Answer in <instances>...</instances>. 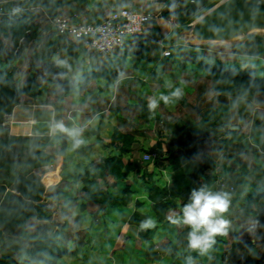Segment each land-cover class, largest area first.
Wrapping results in <instances>:
<instances>
[{
    "label": "crops",
    "instance_id": "0c3cea01",
    "mask_svg": "<svg viewBox=\"0 0 264 264\" xmlns=\"http://www.w3.org/2000/svg\"><path fill=\"white\" fill-rule=\"evenodd\" d=\"M183 2L186 0H0V18L17 14L20 19L27 18L26 29L15 46L10 37L0 35V56L3 58L0 69L8 67L4 58L11 52V61L14 60L11 74L16 89L27 91L21 97L23 102L10 111L14 121L12 126L0 129V209L5 208L4 197L19 195L13 191L11 181L13 174L22 167L31 141L37 139L38 150L50 156L47 166L32 171L26 177L32 182L39 181L43 186L39 200L32 202L36 207L35 216L11 228L0 227V259L25 258V251L34 245L41 233L49 235L61 229L66 232L67 221L75 216L80 220L86 217L98 219L103 226L104 223L109 224L112 235L119 224H125V228L128 226L121 231L126 232V241L140 245L133 252L125 247L123 252L134 255L133 261L126 264H187L190 256L193 264H264V196L260 195L264 192L257 193L259 199L230 198L228 212L224 214L229 221L227 234L217 236L216 243L205 255L193 250L180 251L182 246L174 251L173 241L180 243V239L188 238L190 231L181 219L186 200L173 199L170 192L165 199L158 201L160 206L152 209L151 200L146 198L148 210H138L141 206L138 201L142 200L137 195L139 181L135 182L130 175V157L123 159L125 152L120 145L110 144L114 131H119L116 110L111 109L117 95L113 92V84L105 80V67H91L89 54L73 53L71 50L77 45L56 36L48 22L55 16L72 14L94 22L111 10L123 7L160 11L163 19L147 25L139 37L149 45L153 42L162 47L168 35L166 28L172 30L173 26L167 24L166 19L175 17L178 26L175 15ZM154 29L156 33H153ZM170 45L176 47L177 44H167L165 48ZM61 120L65 129H79L80 135L73 138L68 132L61 131L57 127ZM11 138L16 141L26 138L20 154L16 146L13 149L9 146ZM77 139L81 141L78 145ZM127 151L129 155L132 153L130 149ZM108 156L121 158L128 172L126 179L111 180L95 167L100 159ZM97 182L100 183L99 188L96 187ZM215 187L220 191L217 185ZM209 188L213 190L211 186ZM230 189L235 190L233 186ZM94 192H105L106 195L99 198ZM250 204L252 210L243 208ZM159 207L164 208L162 213L157 212V209L161 211ZM121 212H130L135 217L137 213L144 216L147 228L140 229L130 221L133 218L130 216L123 223L126 220L118 217ZM174 220L178 222L174 223ZM121 232L114 233L118 237ZM253 237L259 242L253 243L255 241L252 240V248L245 240ZM70 252L68 257H73L74 250ZM177 255L173 261L172 257ZM116 263L112 261V264Z\"/></svg>",
    "mask_w": 264,
    "mask_h": 264
},
{
    "label": "rangeland",
    "instance_id": "374dc122",
    "mask_svg": "<svg viewBox=\"0 0 264 264\" xmlns=\"http://www.w3.org/2000/svg\"><path fill=\"white\" fill-rule=\"evenodd\" d=\"M190 1L183 2L175 15L178 26L173 25L172 30L166 28L168 35L162 47L177 44L168 58L162 57L164 48L151 41L149 45L141 37L116 49L110 58L89 53L79 46L71 50L89 54L91 67L103 65L105 80L114 86L117 100L111 109L116 110L119 129L114 132L120 136L117 143L126 149L122 158L130 157L132 179L139 181L140 212L148 210L145 201L150 199L153 209L170 192L173 199H185L187 204L192 190L201 187L208 177L214 178V186L210 185L213 191H218L217 185L230 198L259 199L257 193L264 192V89L257 90L243 81L208 79L200 67L201 64H219L239 74L252 73L254 80H264V34H250L230 45L196 43L189 35L192 25L222 0H209L196 13L186 16ZM1 59L0 56V63ZM13 61L10 58L9 70ZM177 90L178 97L172 95ZM161 97H168L167 102ZM153 99L158 101V106L150 110L149 102ZM127 149L132 150L130 155ZM147 153H157L158 157L144 162L142 156ZM96 185L100 187V183ZM232 186L235 190L230 189ZM95 195L103 198L106 193ZM144 195L147 197L143 198ZM243 208L252 210V205ZM128 216L133 217L130 221L140 229L147 228L144 216L138 213L136 217L130 212L118 214L126 220L123 223ZM74 217L67 221L66 232L61 229L65 238L62 250L68 255L59 258L56 264L133 261L134 255L123 251L126 247L133 252L140 244L126 241L127 234L121 231L128 228L127 225L125 228V224H119L114 232L122 234L117 237L108 229L109 224L103 226L98 219ZM186 239L176 244L173 241L175 252L178 246L183 247L180 251L189 252ZM252 240L259 242L254 237L245 241L253 248ZM73 250L75 255L68 257ZM176 257L178 255L172 260Z\"/></svg>",
    "mask_w": 264,
    "mask_h": 264
},
{
    "label": "trees",
    "instance_id": "16d2710c",
    "mask_svg": "<svg viewBox=\"0 0 264 264\" xmlns=\"http://www.w3.org/2000/svg\"><path fill=\"white\" fill-rule=\"evenodd\" d=\"M190 3V2H189ZM188 3V5H189ZM19 15H8L0 18V35L10 37L13 46L16 45L17 39L23 34L26 29L27 18L20 19ZM156 33V30H155ZM11 53V52H10ZM10 53L5 56V62L10 61ZM207 75L208 79L227 80V81H243L246 84H252L257 90L264 89V80H254L252 73L239 74L238 72L228 70L222 65H205L200 66ZM27 93L26 90L18 91L15 86V81L11 70L8 68L0 69V119L4 113H9L14 106L19 103L20 98ZM119 134L114 132L113 144L118 142ZM26 138H20L17 141L13 138L9 139V146L13 149L15 146L20 150ZM38 140L33 139L25 161L18 172L13 174L11 186L13 191L19 195L9 194L3 198L4 209H0V227L11 228L17 224H23L28 219L33 218L34 205L32 202H37L43 192V186L39 181H29L26 177L34 170L47 166L50 161V156L37 148ZM120 149L125 152L126 149ZM96 168L103 171L104 176L111 180H124L128 176L120 157L108 156L100 159L96 164ZM214 178H207L203 181L202 186L210 187L213 184ZM200 188V187H199ZM198 188V189H199ZM175 195V194H173ZM160 206V205H159ZM158 213H162L164 208L159 207ZM65 242L63 231L59 230L51 234L43 232L35 240L34 245L25 251V258L15 262L9 257L0 259V264H56L57 260L62 256L68 255L62 250V245Z\"/></svg>",
    "mask_w": 264,
    "mask_h": 264
},
{
    "label": "built area",
    "instance_id": "2783aa9c",
    "mask_svg": "<svg viewBox=\"0 0 264 264\" xmlns=\"http://www.w3.org/2000/svg\"><path fill=\"white\" fill-rule=\"evenodd\" d=\"M161 19L163 16L160 11H141L123 7L111 10L94 22L86 21L79 14L55 16L48 22L56 36L76 44L89 53L111 56L126 41L142 36L147 25ZM166 22L169 25H175V17L169 16ZM173 47L174 45H170L165 48L162 56H171ZM13 122V114L8 113L3 116L0 126L3 129H9ZM57 124L63 125V121L61 120ZM157 157V153L143 154L142 161H152Z\"/></svg>",
    "mask_w": 264,
    "mask_h": 264
},
{
    "label": "clouds",
    "instance_id": "9594fccd",
    "mask_svg": "<svg viewBox=\"0 0 264 264\" xmlns=\"http://www.w3.org/2000/svg\"><path fill=\"white\" fill-rule=\"evenodd\" d=\"M172 95L179 96L177 90ZM167 102L168 97H161ZM158 106V101L153 99L149 102V109L154 110ZM61 131H66L70 136L76 138L80 135L79 129H65L64 126L57 125ZM81 143L79 139L76 144ZM230 206V196L226 192L213 191L207 186L193 189L190 200L182 208V223L190 227L188 233V248L197 251L200 255H205L216 243V237L226 235L229 221L224 218ZM178 222L176 220L173 221ZM149 223H152L151 221ZM148 226V225H145ZM187 264H193L192 257H188Z\"/></svg>",
    "mask_w": 264,
    "mask_h": 264
},
{
    "label": "water",
    "instance_id": "95a60500",
    "mask_svg": "<svg viewBox=\"0 0 264 264\" xmlns=\"http://www.w3.org/2000/svg\"><path fill=\"white\" fill-rule=\"evenodd\" d=\"M209 0L190 1L185 15L190 16L201 9ZM245 13L264 15V0H228L219 8L205 13L192 25L189 31L190 39L199 42H208L210 37H223L234 33L242 37L252 34V27L257 24L241 14L237 9ZM221 40V39H218Z\"/></svg>",
    "mask_w": 264,
    "mask_h": 264
},
{
    "label": "bare ground",
    "instance_id": "6f19581e",
    "mask_svg": "<svg viewBox=\"0 0 264 264\" xmlns=\"http://www.w3.org/2000/svg\"><path fill=\"white\" fill-rule=\"evenodd\" d=\"M227 1L228 0L220 1L215 7L210 9L207 13L211 12L212 10L219 8L221 5L225 4ZM236 13L241 14V15L257 22V24L252 27V32H251L252 34H257V33L264 34V15L245 13L239 8L236 10ZM240 38H241V35L228 32V34H226L223 37L219 38V37L213 36V37L209 38L208 42H199V43L230 45V44L240 40ZM218 39H221V40H218Z\"/></svg>",
    "mask_w": 264,
    "mask_h": 264
}]
</instances>
